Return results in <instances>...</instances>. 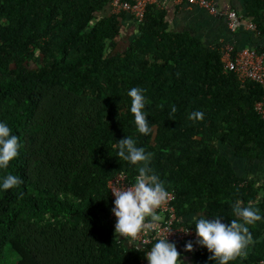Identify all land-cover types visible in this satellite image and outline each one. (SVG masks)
<instances>
[{
	"label": "trees",
	"instance_id": "trees-1",
	"mask_svg": "<svg viewBox=\"0 0 264 264\" xmlns=\"http://www.w3.org/2000/svg\"><path fill=\"white\" fill-rule=\"evenodd\" d=\"M249 5L263 40L264 0ZM132 87L145 89L155 126L147 135L129 111ZM263 95L224 71L221 48L172 30L156 5L136 24L112 13L108 0H0V120L20 142L0 170L20 178L0 191V264H148L150 247L120 240L111 219L109 181L138 175L111 148L127 135L175 192L180 223L194 228V215L239 220L237 199L264 217V178L239 175L233 164L264 161V120L255 111ZM195 111L203 117L192 118ZM247 227L254 242L228 264L263 257L264 219ZM187 253L183 264H216L198 244Z\"/></svg>",
	"mask_w": 264,
	"mask_h": 264
},
{
	"label": "clouds",
	"instance_id": "clouds-1",
	"mask_svg": "<svg viewBox=\"0 0 264 264\" xmlns=\"http://www.w3.org/2000/svg\"><path fill=\"white\" fill-rule=\"evenodd\" d=\"M127 95L131 101L129 111L133 114L137 132L144 135L151 133L155 126L149 124L145 112L147 102L145 89L132 87L127 91ZM172 110L175 111L174 108ZM191 117L200 119L203 113L195 111ZM111 148L116 151L117 157L136 165L138 169V175L131 186L111 190L114 195L111 212L116 217L114 232L117 236L127 238V242L131 245L140 233L153 231L159 227L161 216L156 210L167 202L170 194L159 175L149 167L152 154L146 152L144 147L137 146L132 136L127 135L123 139L116 140ZM19 149L18 136L13 133L6 121L0 120V170L9 167L10 162L18 156ZM19 183L20 178L17 175L5 172L0 176V191H7ZM232 211L239 220L234 219L224 223L221 217L209 219L203 215H194L191 218L197 244L211 253L209 259L216 261V264H228L237 256L246 255L245 249L254 242L247 225L264 219L258 208L253 207L251 203L244 205L239 199L233 203ZM168 234L157 238L144 253L148 264H183L180 259L181 254L176 244L169 241ZM185 249L191 251L193 244L187 242Z\"/></svg>",
	"mask_w": 264,
	"mask_h": 264
},
{
	"label": "built area",
	"instance_id": "built-area-1",
	"mask_svg": "<svg viewBox=\"0 0 264 264\" xmlns=\"http://www.w3.org/2000/svg\"><path fill=\"white\" fill-rule=\"evenodd\" d=\"M111 12L118 14L121 12L128 13L132 16L134 23H140L146 14L150 5L159 4L161 0H108ZM177 3L186 2L190 6H196L206 10L212 15H224L227 26L231 31L240 29L244 23V16L235 9L221 11L213 0H174ZM264 15V9H263ZM248 30L257 32V25L253 21H249L244 25ZM222 61L225 72H234L241 83L253 81L257 83L264 92V49L257 47H244L237 49L234 44H227L221 48ZM255 111L264 120V95L255 103ZM134 181H131L125 172L117 173L108 183L111 197L114 201V195L111 190L113 188H127ZM169 198L165 204L158 208L157 214L161 216L159 227L156 230L140 233L131 246L136 250L146 251L160 236H166L170 242L184 244L191 242L197 244L195 229L180 223L176 207V194L174 191H168ZM111 219L115 225L116 217L111 212ZM189 230L188 232H185ZM119 239L127 242V238L119 236ZM130 245V244H129ZM258 264H264V255Z\"/></svg>",
	"mask_w": 264,
	"mask_h": 264
},
{
	"label": "crops",
	"instance_id": "crops-1",
	"mask_svg": "<svg viewBox=\"0 0 264 264\" xmlns=\"http://www.w3.org/2000/svg\"><path fill=\"white\" fill-rule=\"evenodd\" d=\"M213 1L217 3L221 11L235 9L242 14L244 25L252 21L246 14L249 4L254 0ZM156 7L158 11L164 12L172 30L189 31L200 38L205 45L212 48H222L227 44H234L237 49L244 47H262L264 49V39L257 38L255 32L248 30L244 25L236 31H231L224 15H212L202 8L190 6L186 2L177 3L174 0H161L159 4H156ZM128 23L131 24L129 21ZM233 164L239 175L264 178V161L260 159L234 158ZM177 247L179 252L186 254V259L192 257L187 253L185 246L179 244Z\"/></svg>",
	"mask_w": 264,
	"mask_h": 264
},
{
	"label": "rangeland",
	"instance_id": "rangeland-1",
	"mask_svg": "<svg viewBox=\"0 0 264 264\" xmlns=\"http://www.w3.org/2000/svg\"><path fill=\"white\" fill-rule=\"evenodd\" d=\"M132 31H133V29H129V30H128L129 33H132Z\"/></svg>",
	"mask_w": 264,
	"mask_h": 264
}]
</instances>
